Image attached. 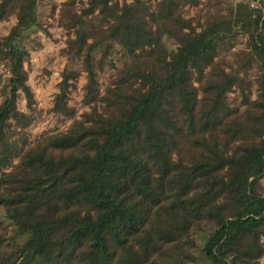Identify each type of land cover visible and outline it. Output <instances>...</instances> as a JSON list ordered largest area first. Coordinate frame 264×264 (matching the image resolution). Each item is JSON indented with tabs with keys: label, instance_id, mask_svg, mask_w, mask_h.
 Masks as SVG:
<instances>
[{
	"label": "trees",
	"instance_id": "1",
	"mask_svg": "<svg viewBox=\"0 0 264 264\" xmlns=\"http://www.w3.org/2000/svg\"><path fill=\"white\" fill-rule=\"evenodd\" d=\"M251 3L0 0V23L16 19L0 39V264H264V0ZM245 15L240 38L228 23ZM52 26L66 63L32 122L70 124L31 141L11 119L27 123L32 35Z\"/></svg>",
	"mask_w": 264,
	"mask_h": 264
},
{
	"label": "rangeland",
	"instance_id": "2",
	"mask_svg": "<svg viewBox=\"0 0 264 264\" xmlns=\"http://www.w3.org/2000/svg\"><path fill=\"white\" fill-rule=\"evenodd\" d=\"M65 0H58L62 3ZM205 2V0H202ZM236 3H244L250 6L252 0H232ZM258 4V1L251 3V6ZM196 9L189 11V16H194ZM248 15H245L244 22H229L228 26L235 32L238 37H244L246 33V27L248 26ZM16 24V19L12 18L9 22L0 23V39L8 35L10 29ZM163 32H170L173 37H167V46L170 49H176L177 41L175 38L180 37V32L173 30L169 26L163 28ZM51 37L46 36L43 32L32 35V38H38L41 41V47L32 50L30 52V70L28 85L31 86L32 91L35 94L36 102L29 105L26 101L23 93L17 101V107L21 114L28 117L27 123L24 118L20 117L18 120L11 119V123L14 127L20 130H26L31 134L30 140L34 141L40 136L46 133H52L59 130H63L70 121H62L59 116L53 113H44L41 120L32 122V117L39 110L48 111L53 107L55 95L59 92L58 84L61 81V73L65 67L66 58L61 55V49L65 47V41L67 39L66 32L57 26L50 28ZM26 68L29 66L26 64ZM10 73L8 69L0 62V101L5 98L8 90V79ZM255 76L253 75V78ZM84 78H80L79 88L73 93L71 101L77 108H81L80 101L82 99V86L84 85ZM81 113V111H80Z\"/></svg>",
	"mask_w": 264,
	"mask_h": 264
}]
</instances>
